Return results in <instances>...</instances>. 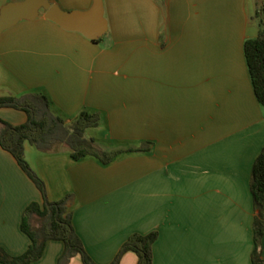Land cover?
<instances>
[{"label":"crops","instance_id":"1","mask_svg":"<svg viewBox=\"0 0 264 264\" xmlns=\"http://www.w3.org/2000/svg\"><path fill=\"white\" fill-rule=\"evenodd\" d=\"M10 1L19 0H0V8ZM49 1L66 11L92 3ZM260 4L103 0L108 29L98 42L43 10L1 32V95L42 93L67 124L83 110L98 113L84 136L101 151L121 150L104 164L74 160L64 144L24 146L48 199L71 195L74 229L97 264L110 263L130 235L151 231L152 264H252L249 181L264 143V105L243 46L258 34ZM1 120L21 124L26 114L0 108ZM33 201L41 203L39 190L0 146V248L10 255L28 248L20 223ZM63 248L49 240L30 264H57ZM136 262L128 251L119 264ZM68 264L83 263L76 255Z\"/></svg>","mask_w":264,"mask_h":264},{"label":"trees","instance_id":"2","mask_svg":"<svg viewBox=\"0 0 264 264\" xmlns=\"http://www.w3.org/2000/svg\"><path fill=\"white\" fill-rule=\"evenodd\" d=\"M253 18L257 20L258 34L245 40L243 52L254 95L257 101L264 105V0H261ZM99 40L100 38L92 41ZM0 108H12L26 114V120L21 124L0 121V146L14 157L18 166L39 190L42 198L41 203L36 201L29 203L21 217L20 228L30 239L28 248L20 255H10L0 248V262L30 264L41 258L47 241L59 240L63 242L64 248L57 264H68L76 255L83 264H97L86 252L74 229L72 213L68 209L71 195L67 194L56 201L48 199L44 181L25 158L24 146L25 143H29L39 151L49 152L64 144L69 148L70 157L74 160L93 156L106 164L121 150L101 151L92 139L84 136L86 128L99 124V114L83 110L72 123L67 124L60 116L51 112L49 100L42 93H27L20 96L0 94ZM249 188L254 209V246L251 263L264 264L261 252L264 233V143L253 162ZM157 235L156 231L130 235L108 264H119L122 256L128 251L136 254V264H152V246Z\"/></svg>","mask_w":264,"mask_h":264},{"label":"water","instance_id":"3","mask_svg":"<svg viewBox=\"0 0 264 264\" xmlns=\"http://www.w3.org/2000/svg\"><path fill=\"white\" fill-rule=\"evenodd\" d=\"M40 10L44 16L68 31H76L90 40L104 36L108 23L104 16L103 0H92L85 10L66 11L49 0L10 1L0 8V34L18 21L31 20L38 16Z\"/></svg>","mask_w":264,"mask_h":264},{"label":"rangeland","instance_id":"4","mask_svg":"<svg viewBox=\"0 0 264 264\" xmlns=\"http://www.w3.org/2000/svg\"><path fill=\"white\" fill-rule=\"evenodd\" d=\"M255 20H256V18H255ZM257 21V20H256Z\"/></svg>","mask_w":264,"mask_h":264}]
</instances>
